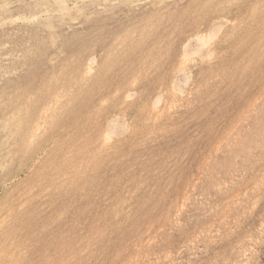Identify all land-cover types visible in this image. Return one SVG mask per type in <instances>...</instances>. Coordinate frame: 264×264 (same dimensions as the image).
Returning <instances> with one entry per match:
<instances>
[{
    "label": "rangeland",
    "instance_id": "1",
    "mask_svg": "<svg viewBox=\"0 0 264 264\" xmlns=\"http://www.w3.org/2000/svg\"><path fill=\"white\" fill-rule=\"evenodd\" d=\"M44 3L0 0V264H264V0Z\"/></svg>",
    "mask_w": 264,
    "mask_h": 264
},
{
    "label": "bare ground",
    "instance_id": "2",
    "mask_svg": "<svg viewBox=\"0 0 264 264\" xmlns=\"http://www.w3.org/2000/svg\"><path fill=\"white\" fill-rule=\"evenodd\" d=\"M7 1V0H6ZM79 2H80V0H68L67 2L66 1H62V0H50V4L49 3H47V4H45L44 3V5H38V6H36L35 8H36V11H35V9L33 10V11H35L34 13H32V14H30V15H28V17H25V16H23V15H16V17H14L13 18V20H16V21H18V20H21V21H24V20H36L38 17L40 18V17H44V18H47L48 16H50L51 14H54V13H56V12H58V13H61V12H64L68 7H69V9H70V7H73V6H77L78 4H79ZM91 2V1H90ZM5 3V2H4ZM86 3V2H85ZM92 3H94V2H92ZM177 3V2H176ZM242 4V3H241ZM177 6V5H176ZM247 6V5H246ZM55 7V8H54ZM244 7V6H243ZM30 8H31V6H30ZM101 8V7H100ZM74 9V8H73ZM264 10V9H263ZM32 11V12H33ZM166 12V11H165ZM214 12V11H213ZM31 13V12H30ZM117 14V13H116ZM65 15V14H64ZM88 15V14H87ZM110 15V14H109ZM27 16V15H26ZM61 16H62V14H61ZM142 18V17H141ZM8 19H10V18H7V19H4V20H1L0 19V24H3V23H7V22H12L11 21V19L10 20H8ZM225 20V19H224ZM136 21V20H135ZM27 22V21H26ZM31 23V22H30ZM47 24V23H46ZM80 24V23H79ZM90 24V23H89ZM147 26V25H146ZM29 29V28H28ZM126 29V28H125ZM206 30V29H205ZM224 30V29H223ZM216 31V30H215ZM128 32H130V31H128ZM132 33V32H131ZM136 35V34H135ZM198 35V34H197ZM212 35V34H211ZM193 37V36H192ZM204 37V36H203ZM156 38V37H155ZM189 38V37H188ZM195 38V37H194ZM164 41V40H163ZM27 42V41H26ZM212 42V41H211ZM193 43H194V41H193ZM203 43V42H202ZM122 47V46H121ZM175 49V48H174ZM179 49V48H178ZM192 49V48H191ZM205 49V48H204ZM180 50V49H179ZM206 50V49H205ZM114 51V50H113ZM233 51V50H232ZM193 52V51H192ZM187 53V52H186ZM208 53V52H207ZM9 54V53H8ZM60 54V53H59ZM264 54V53H263ZM202 56V55H201ZM5 57V56H4ZM8 57H10L9 55H8ZM180 57V56H179ZM205 57V56H204ZM206 58V57H205ZM263 58V57H262ZM84 60V59H83ZM91 60V59H90ZM121 60V59H120ZM176 60V59H175ZM212 60V59H211ZM44 61V60H43ZM121 63V62H120ZM181 63V62H180ZM188 63V62H187ZM258 63V62H257ZM206 64V63H205ZM258 64H260V63H258ZM181 65V64H180ZM107 66H108V64H107ZM256 66V65H255ZM260 66V65H259ZM144 67V66H143ZM21 70V69H20ZM113 70V69H112ZM118 71V70H117ZM170 71V70H169ZM141 72V71H140ZM185 72V71H184ZM200 72V71H199ZM128 73V72H127ZM180 73V72H179ZM141 74V73H140ZM165 74V73H164ZM182 74V73H181ZM78 75V74H77ZM106 75V74H105ZM117 77V76H116ZM20 78H21V76H20ZM114 78V77H113ZM252 78V77H251ZM120 79V78H119ZM14 80V79H13ZM36 80V79H35ZM113 80V79H112ZM136 80V79H135ZM140 80H142V79H140ZM175 81V80H174ZM177 81V80H176ZM263 81V80H262ZM131 82V81H130ZM199 82V81H198ZM17 83V82H16ZM98 83V82H97ZM108 83V82H107ZM181 83V82H180ZM101 84V83H100ZM151 84V83H150ZM3 85V84H2ZM98 85V84H97ZM30 86V85H29ZM177 86V85H176ZM180 86V85H179ZM31 87V86H30ZM98 87V86H97ZM121 88V87H120ZM148 88V87H147ZM202 88V87H201ZM113 89V88H112ZM233 89V88H232ZM22 90V89H21ZM122 90V89H121ZM162 90V89H161ZM181 90V89H180ZM248 90V89H247ZM250 90V89H249ZM113 91V90H112ZM99 92V91H98ZM177 92V91H176ZM47 93V92H46ZM190 93V92H189ZM250 93V92H249ZM158 94V93H157ZM131 95H133V94H131ZM238 96V95H237ZM44 97V96H43ZM94 97V96H93ZM127 97V96H126ZM161 97V96H160ZM164 97V96H163ZM241 97V96H240ZM239 97V98H240ZM132 98V97H131ZM143 98V97H142ZM153 98V97H152ZM258 98V97H257ZM161 99V98H160ZM153 100V99H152ZM151 100V101H152ZM156 100L158 101V99L156 98ZM162 100V99H161ZM88 102V101H87ZM238 102V101H237ZM94 104V103H93ZM151 104H153V102L151 103ZM161 105V104H160ZM219 105V104H218ZM77 106V105H76ZM166 106V105H165ZM225 106V105H224ZM169 107V106H168ZM166 108V107H165ZM109 109V108H108ZM150 109V108H149ZM168 110V109H167ZM169 112V111H168ZM177 112V111H176ZM184 112H186V111H184ZM161 113V112H160ZM231 113V112H230ZM182 115V114H181ZM230 115V114H229ZM213 116V115H212ZM90 117V116H89ZM124 118V117H123ZM151 118V117H150ZM107 119V118H106ZM118 119V118H117ZM121 119H122V117H121ZM226 120V119H225ZM227 121V120H226ZM238 121V120H237ZM192 122V121H191ZM122 123V122H121ZM145 123V122H144ZM156 123V122H155ZM167 123V122H166ZM188 123V122H187ZM194 123V122H193ZM160 124V123H159ZM179 124V123H178ZM206 124V123H205ZM236 124V123H235ZM119 125V124H118ZM193 126V125H192ZM112 127V126H111ZM182 127V126H181ZM234 127V126H233ZM246 127V126H245ZM171 128V127H170ZM113 129H115V128H113ZM231 129V128H230ZM171 130V129H170ZM222 130V129H221ZM225 130V129H224ZM110 131V130H109ZM182 131V130H181ZM190 131V130H189ZM229 131V130H228ZM227 131V132H228ZM233 131V130H232ZM104 132V131H103ZM120 132V131H119ZM225 132V131H224ZM223 132V133H224ZM109 133H111V132H109ZM124 133V132H123ZM144 133V132H143ZM152 133V132H151ZM178 133V132H177ZM222 133V134H223ZM105 134V133H104ZM103 134V135H104ZM192 134V133H191ZM133 135V134H132ZM157 135V134H156ZM209 135V134H208ZM219 135V134H218ZM225 135V134H224ZM239 135V134H238ZM148 136V135H147ZM152 136V135H151ZM150 136V137H151ZM215 136H217V134L215 135ZM225 137V136H224ZM231 137H232V135H231ZM2 138V137H1ZM214 139V138H213ZM108 140V139H107ZM212 140V139H211ZM229 140V139H228ZM144 141V140H143ZM135 142V141H134ZM138 142V141H137ZM136 142V143H137ZM152 142V141H151ZM189 142V141H188ZM141 143V142H140ZM170 143V142H169ZM213 143V142H212ZM218 143V142H217ZM229 144V143H228ZM189 145V144H188ZM209 145V144H208ZM218 146V145H217ZM228 147H229V145H228ZM187 149V148H186ZM203 150V149H202ZM176 151H178V150H176ZM207 151V150H206ZM210 151V150H209ZM190 152V151H189ZM23 153V152H22ZM21 154V153H20ZM162 154V153H161ZM202 154V153H201ZM18 155V154H17ZM25 155V154H24ZM134 155V154H133ZM136 155V154H135ZM139 155H140V153H139ZM174 155V154H173ZM194 155V154H193ZM214 155V154H213ZM27 156V155H26ZM125 156V155H124ZM164 156V155H163ZM31 158V157H30ZM157 158V157H156ZM168 159V158H167ZM194 159V158H193ZM212 159V158H211ZM20 160V159H19ZM165 160V159H164ZM159 161V160H158ZM209 161V160H208ZM178 162V161H177ZM176 162V163H177ZM205 162V161H204ZM19 163V162H18ZM127 163V162H126ZM201 163H202V161H201ZM11 164V163H10ZM178 164V163H177ZM182 166V165H181ZM203 166V165H202ZM206 166V165H205ZM259 166V165H258ZM159 167V166H158ZM160 168V167H159ZM87 169V168H86ZM259 169V168H258ZM262 169V168H261ZM141 170V169H140ZM171 170V169H170ZM206 170V169H205ZM235 171V170H234ZM155 172V171H154ZM9 173V172H8ZM202 173V172H201ZM230 174V173H229ZM189 175V174H188ZM198 175V174H197ZM209 175V174H208ZM215 175V174H214ZM261 175V174H260ZM171 176H173V175H171ZM262 176H263V174H262ZM157 177V176H156ZM259 177V176H258ZM166 178V177H165ZM170 178V177H169ZM198 178V177H197ZM261 178V177H260ZM111 180V179H110ZM262 180H264V179H262ZM185 181V180H184ZM259 181V180H258ZM111 182V181H110ZM183 182V181H182ZM264 183V182H263ZM257 184V183H256ZM159 185V184H158ZM107 186V185H106ZM143 186V185H142ZM245 186V185H244ZM158 187V186H157ZM250 188V187H249ZM56 190V189H55ZM146 190V189H145ZM178 190V189H177ZM176 190V191H177ZM235 190V189H234ZM135 191V190H134ZM264 192V191H263ZM163 193V192H162ZM201 194V193H200ZM222 194V193H221ZM126 196V195H125ZM236 196V195H235ZM243 196H244V194H243ZM224 197H226V196H224ZM245 198V197H244ZM179 199V198H178ZM257 199V198H256ZM160 200V199H159ZM184 200V199H183ZM201 201V200H200ZM157 202V201H156ZM161 202V201H160ZM232 202V201H231ZM243 203V202H242ZM214 204V203H213ZM238 204V203H237ZM141 205V204H140ZM194 205V204H193ZM226 205V204H225ZM232 205V204H231ZM252 205V204H251ZM229 206V205H228ZM75 207V206H74ZM142 208V207H141ZM243 208V207H242ZM187 209V208H186ZM223 209V208H222ZM128 210V209H127ZM206 210V209H205ZM209 210V209H208ZM207 210V211H208ZM215 210V209H214ZM137 211V210H136ZM170 211V210H169ZM187 211V210H186ZM81 212V211H80ZM247 214V213H246ZM20 215V214H19ZM74 215V214H73ZM243 215V214H242ZM224 216V215H223ZM236 216V215H235ZM98 217V216H97ZM157 217V216H156ZM260 218V217H259ZM168 219V218H167ZM209 219V218H208ZM236 219V218H235ZM163 220V219H162ZM155 221V220H154ZM105 222V221H104ZM152 222V221H151ZM158 223V222H157ZM220 223V222H219ZM82 224V223H81ZM228 224V223H227ZM204 225V224H203ZM171 226V225H170ZM169 226V227H170ZM156 228V227H155ZM195 228H196V226H195ZM202 228V227H201ZM54 229V228H53ZM153 229V228H152ZM230 229V228H229ZM96 230V229H95ZM246 230V229H245ZM75 231V230H74ZM151 231V230H150ZM194 231V230H193ZM222 231V230H221ZM80 232V231H79ZM72 233V232H71ZM153 233V232H152ZM135 234V233H134ZM167 234V233H166ZM149 235V234H148ZM162 235V234H161ZM262 235V234H261ZM82 236V235H81ZM90 236V235H89ZM247 236V235H246ZM189 237V236H188ZM187 238V237H186ZM151 240H153V239H151ZM181 240V239H180ZM179 240V241H180ZM242 240V239H241ZM249 242V241H248ZM142 244V243H141ZM169 244V243H168ZM192 244V243H191ZM254 244V243H253ZM67 245V244H66ZM242 246V245H241ZM244 247V246H243ZM263 247V246H262ZM45 248V247H44ZM36 249V248H35ZM81 249V248H80ZM132 250V249H131ZM232 250V249H231ZM56 251V250H55ZM61 251V250H60ZM121 251V250H120ZM161 251V250H160ZM227 252V251H226ZM231 252V251H230ZM35 253V252H34ZM74 253V252H73ZM132 253V252H131ZM150 253V252H149ZM227 254V253H226ZM49 255V254H48ZM71 255H72V253H71ZM231 255H233V254H231ZM56 256V255H55ZM115 256V255H114ZM143 256V255H142ZM66 257V256H65ZM112 257V256H111ZM54 258V257H53ZM61 258V257H60ZM114 258V257H113ZM159 259V258H158ZM61 260V259H60ZM143 260V259H142ZM152 260V259H151ZM229 260V259H228ZM46 261V260H45ZM74 262V261H73ZM164 263V262H163ZM83 264V263H82ZM151 264V263H150ZM153 264V263H152ZM167 264V263H166Z\"/></svg>",
    "mask_w": 264,
    "mask_h": 264
}]
</instances>
